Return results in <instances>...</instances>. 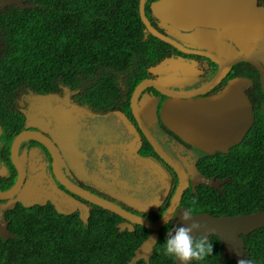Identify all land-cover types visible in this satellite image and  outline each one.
<instances>
[{
	"label": "flooded vegetation",
	"instance_id": "flooded-vegetation-1",
	"mask_svg": "<svg viewBox=\"0 0 264 264\" xmlns=\"http://www.w3.org/2000/svg\"><path fill=\"white\" fill-rule=\"evenodd\" d=\"M152 1L154 0L145 3L146 16L151 24L186 49L181 50L165 42L164 56L160 60L183 58L190 68L151 72L149 68L153 65H150L146 67L144 78L163 77L165 83H171L167 88L173 92H192L201 88L218 69V63L206 55L209 52L216 54V51L192 43L189 37L191 30L169 33L151 13ZM257 3L264 7V0H257ZM225 42L233 43L236 50L240 51L231 39H225ZM242 55H245L243 50ZM254 57L262 71L256 65L240 60L231 64L225 77L217 85L201 94L190 93V96L197 98L212 95L221 91L233 78H248L250 84L245 87V93L253 108V126L256 118L264 116V58L260 60L261 58ZM119 79L118 98L108 106H97L84 101V96L78 89L68 86H61L59 90L53 91L54 94L51 90L40 92L27 86L14 91L12 101L7 104L8 114L0 111V164L7 170L0 178L7 181L14 174L5 188L16 181L17 175L11 159V144L16 135L25 130L33 134L39 133L40 139L44 140V137L54 143L60 157L59 167L70 181L140 217L158 220L172 203L180 179L183 178L184 190L176 200L173 215L159 229V234L162 230L172 228L176 212L180 208L194 207V213L226 215L220 213V204L225 206L229 202L212 201L218 193H226L229 189L226 186L228 182L235 181L233 173L223 168L222 161L227 156L232 158L237 154V149L245 143L244 138L251 126L241 141L228 146L226 151L204 150L163 123L160 108L169 98L168 95L154 87L144 88L135 99L136 107L140 109L136 113L132 93L139 81L129 91L125 74L120 73ZM35 92L46 94L40 95L45 96L46 101L39 102ZM49 101L51 105L48 104ZM5 106L6 103L0 109ZM53 106L70 111L71 118H76L75 124L71 122L64 133L58 132V119ZM29 115L34 116V120ZM147 133L155 140L158 149L149 141ZM65 137L70 141L71 154L63 144ZM40 139L25 138L18 145L17 157L24 167V179L18 191L12 195V199H15L13 208L18 205L24 208L36 205L51 207L59 214H76L86 223L91 211L101 206L74 193L60 182L54 171L52 153ZM73 153L77 155L75 159L70 158ZM237 168L229 167L233 170ZM19 196L24 197L26 205L19 200ZM35 198L41 202H34ZM118 222L124 225V230H128L129 224L133 226V230L142 226L120 216ZM210 236L211 234L208 238Z\"/></svg>",
	"mask_w": 264,
	"mask_h": 264
},
{
	"label": "trees",
	"instance_id": "trees-1",
	"mask_svg": "<svg viewBox=\"0 0 264 264\" xmlns=\"http://www.w3.org/2000/svg\"><path fill=\"white\" fill-rule=\"evenodd\" d=\"M23 1L33 7L0 9V107L6 103L0 111L7 114L17 89L45 92L59 83L78 89L84 101L108 106L118 98V73L125 74L130 91L164 48V41L145 32L139 0ZM244 141L237 154L222 161L235 181L212 200L229 202L220 204L226 215L264 210V116L256 118ZM11 181L0 178V187ZM6 217L16 237H0V264H126L151 231L138 226L120 232L119 216L101 207L86 223L76 214L41 206L18 205ZM166 233L159 235L150 264H175L161 246ZM243 237L251 263L264 264V227ZM209 239L212 256L189 264H236L228 256L222 259L218 236Z\"/></svg>",
	"mask_w": 264,
	"mask_h": 264
},
{
	"label": "water",
	"instance_id": "water-1",
	"mask_svg": "<svg viewBox=\"0 0 264 264\" xmlns=\"http://www.w3.org/2000/svg\"><path fill=\"white\" fill-rule=\"evenodd\" d=\"M145 2L146 0H139V15L145 26L144 30L164 42L181 50H186L180 43L160 32L151 24L145 13ZM12 4L23 9L33 7V4L23 0H0V8ZM150 10L159 20L160 25L169 33H175L177 30H191L189 37L192 43L199 47L205 46L214 49L216 54L209 52L206 55L218 63V69L208 82L203 83L201 88L192 92L169 90L167 86L171 83H165L163 77L144 78L136 85L132 93L135 112L140 111L135 104V99L139 93L146 87H154L169 97L160 108L161 119L166 126L204 150L219 149L226 151L228 146L241 141L253 123L252 104L245 93V87L250 84V80L245 77L233 78L221 91L208 96L193 98L190 93L201 94L217 85L225 77L231 64L240 60L250 62L262 71L254 56L261 58L260 60L264 58V7L258 5L257 0H154L150 4ZM206 28H212V30ZM225 39L234 41L240 51L236 50L233 43L225 42ZM241 48L245 55H242ZM185 61L183 58H168L156 66L150 67L149 71L168 72L162 70L179 71L190 68ZM262 79L264 83L263 76ZM48 104L51 105L50 101ZM53 107L58 119V132L64 133L71 122L75 124L76 118H71L70 111L68 112L62 107ZM147 110H149L148 107ZM29 116L32 117V115ZM34 118L33 116L32 119L34 120ZM32 137L41 138L39 133L33 134L23 130L16 135L11 144V159L18 171V176L11 187L5 190L0 189V199L6 198L8 200L7 203L0 204L1 211L14 206L15 199H12V195L18 191L24 177V167L17 157V148L21 140ZM147 138L158 149L155 140L149 133H147ZM43 139L40 140L52 153V163L56 176L66 188L130 222L138 223L151 230L150 234L136 247L130 260L126 263L136 264L139 260H144L150 264V257L159 238V229L173 215L176 200L180 198L185 187L184 179H180L175 197L165 211L167 215L161 216L158 220H150L132 214L119 204L98 197L70 181L59 167L60 157L54 143L47 138L43 137ZM64 139L63 144L71 154L70 141L66 137ZM76 156V153H73L70 158L75 159ZM6 171L5 166L0 164V175L6 174ZM19 199L27 204L23 196H19ZM33 201L41 202L37 198ZM183 212L184 208L178 209L172 228L191 222L181 219ZM193 214L202 225L199 232L194 233V235L208 237L211 234L218 236L221 241L222 259L228 255L236 264L242 259L250 261L243 236L264 227V210L257 209L251 213L218 216L209 213ZM6 225L7 222L3 217L0 220V235L5 239L14 236ZM121 226L123 229L124 225ZM128 229L132 231L133 226L129 224ZM175 264H180V262L175 261Z\"/></svg>",
	"mask_w": 264,
	"mask_h": 264
},
{
	"label": "clouds",
	"instance_id": "clouds-1",
	"mask_svg": "<svg viewBox=\"0 0 264 264\" xmlns=\"http://www.w3.org/2000/svg\"><path fill=\"white\" fill-rule=\"evenodd\" d=\"M195 211L194 207L184 208L181 219L191 222L179 227L169 228L161 245L164 254L174 261H179L180 264H189L190 261H204L207 257L212 256V241L208 237L194 235L202 228L200 221L195 219L196 216L193 214ZM166 215L167 213H164L162 216ZM198 236L199 238H197ZM238 264H251V261L242 259L238 261Z\"/></svg>",
	"mask_w": 264,
	"mask_h": 264
},
{
	"label": "rangeland",
	"instance_id": "rangeland-1",
	"mask_svg": "<svg viewBox=\"0 0 264 264\" xmlns=\"http://www.w3.org/2000/svg\"><path fill=\"white\" fill-rule=\"evenodd\" d=\"M145 32H147V31H145ZM163 52H164V48L158 53V58H157V60H156V62L153 64V66H156L157 64H159V63H161L162 61H165L166 59H168V58H164V59H162V60H160L164 55H163ZM153 66H151V67H153ZM119 75H120V73H118V76L116 77V81H117V85H119V81H120V79H119ZM61 86H68L69 88H72V89H75V88H73V87H71V86H69V85H67V84H64V83H59L54 89H52L51 90V92H53V91H57V90H59V88L61 87ZM36 93V95H38V97L39 98H41L40 100L38 99V101L39 102H41V103H44L45 101H46V97L45 96H40V95H46V94H40V93H38V92H35ZM55 92H53V94H54ZM51 97H54V96H52L51 95ZM54 98H56V97H54ZM17 171V170H16ZM17 176H18V171H17V175H16V179H17ZM11 177H12V179H13V177H14V174L13 175H11ZM23 179H24V177H23ZM15 183V182H14ZM13 183V184H14ZM12 184V185H13ZM11 185V186H12ZM11 186H9V187H11ZM8 187V188H9ZM8 188H1L0 187V189L1 190H5V189H8ZM20 201H22L21 199H19ZM8 202V200L6 199V198H4V199H0V204H5V203H7ZM22 203H24L23 201H22ZM26 205V204H25ZM20 206H22V205H20ZM36 206H38V205H36ZM23 207V206H22ZM34 207V206H33ZM33 207H29V208H33ZM16 208V207H15ZM24 208V207H23ZM12 209H14L13 207L12 208H8V209H6L5 211H1V209H0V220L4 217L5 218V220H6V222H7V228H8V225H9V220L7 219V213H8V211H10V210H12ZM115 226L117 227V229L121 232V231H124V228L123 229H121L122 228V226H121V224H120V222H118L117 221V223L115 224ZM8 230H10L9 228H8ZM129 230V229H128ZM11 231V230H10ZM129 231H131V230H129ZM12 232V231H11ZM14 236H10V237H16V234H14V233H12ZM0 237L2 238V239H4V240H7L8 238H10V237H8L7 239H5V238H3L1 235H0Z\"/></svg>",
	"mask_w": 264,
	"mask_h": 264
}]
</instances>
